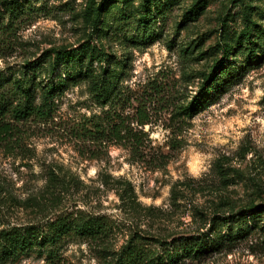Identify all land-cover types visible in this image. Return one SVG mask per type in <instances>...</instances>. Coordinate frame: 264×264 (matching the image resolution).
<instances>
[{
    "label": "rangeland",
    "instance_id": "374dc122",
    "mask_svg": "<svg viewBox=\"0 0 264 264\" xmlns=\"http://www.w3.org/2000/svg\"><path fill=\"white\" fill-rule=\"evenodd\" d=\"M83 44L50 115L0 113V229L62 216L104 233L0 264H113L129 241L160 254L231 214L230 246L167 264H264V0H0V95L28 70L39 97L55 52ZM102 67L119 74L107 102L85 73Z\"/></svg>",
    "mask_w": 264,
    "mask_h": 264
},
{
    "label": "trees",
    "instance_id": "16d2710c",
    "mask_svg": "<svg viewBox=\"0 0 264 264\" xmlns=\"http://www.w3.org/2000/svg\"><path fill=\"white\" fill-rule=\"evenodd\" d=\"M102 8L98 7L93 11L94 20L99 19ZM146 21L147 19H144V22ZM87 50H90L89 47L83 44L78 49L56 51L53 62L49 67V72L54 76L50 82L42 86V93L39 97H36L34 92L33 80L35 77H32L28 70H24L22 77L13 82L12 96L16 100L12 102V100H9V96H5V94L0 95V113L7 110V112H10L17 119L26 117L43 118L50 115L54 107V98L61 93L66 81L74 77L83 76L82 72L79 71L78 64L85 58ZM89 58L92 57L90 56ZM32 66L33 64H30V67ZM57 69L58 72L54 73ZM32 71L33 76H35L34 68H32ZM85 73L92 76L90 89L98 101L107 102L114 98L117 92L116 83L119 77L116 68L102 67L98 72L86 69ZM7 82L6 78H0V87L4 86ZM183 110L187 114L188 107H185ZM119 130L121 129L117 131ZM3 132H6V129L2 123L0 124V135ZM239 217L240 215L238 214H231L213 218L210 221L209 230L198 232L196 235L185 238L178 243H168L167 247L160 254H146L138 250L129 241L120 250L113 264H167L179 256H194L200 252L217 250L224 245L230 246L238 234H242L243 232V227L239 224ZM221 224L226 225L224 233L220 230H215ZM103 230L104 223L99 218L69 221L66 217L62 216L49 221L44 228L34 225L2 228L0 229V263L13 259L29 249H36L38 252L44 251L47 255L53 257L55 248L63 239L69 236L95 239L102 236Z\"/></svg>",
    "mask_w": 264,
    "mask_h": 264
}]
</instances>
